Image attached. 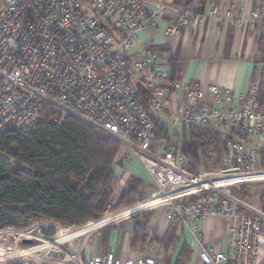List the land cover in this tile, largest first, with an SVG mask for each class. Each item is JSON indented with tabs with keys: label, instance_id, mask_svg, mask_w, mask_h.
Instances as JSON below:
<instances>
[{
	"label": "built area",
	"instance_id": "2783aa9c",
	"mask_svg": "<svg viewBox=\"0 0 264 264\" xmlns=\"http://www.w3.org/2000/svg\"><path fill=\"white\" fill-rule=\"evenodd\" d=\"M219 15L217 7L205 11L169 0H0V132L27 131L48 108L61 121L73 116L93 126L120 144L118 158L127 163L138 158L150 175L151 196L129 212L166 208V221L190 229L197 240L200 221L210 215L228 219L229 252L203 250L201 264H257L264 203L256 206L237 192L264 186V81L246 97L217 85L171 84L168 60L148 40L140 59L130 54L160 21L166 22L165 34L175 37L183 29L198 31ZM225 18L239 29L255 27L264 19V5L250 13L231 10ZM166 84L187 93L184 103L173 101ZM183 126L224 134L222 149L208 152L225 166L216 177L190 172L180 146L167 144ZM162 127L168 135L158 139ZM122 215L109 209L98 220L65 231L46 221L1 230L0 264H161L162 249L125 263L113 252L88 255L86 242L118 225ZM55 231L57 238H50L47 232ZM59 238L66 240L59 244Z\"/></svg>",
	"mask_w": 264,
	"mask_h": 264
},
{
	"label": "trees",
	"instance_id": "16d2710c",
	"mask_svg": "<svg viewBox=\"0 0 264 264\" xmlns=\"http://www.w3.org/2000/svg\"><path fill=\"white\" fill-rule=\"evenodd\" d=\"M197 1L175 0L174 4L192 7ZM105 30L111 31L108 25ZM168 63L173 84L179 80L180 72L175 61L169 60ZM166 135L168 128L162 127L157 138ZM176 136L180 138V148L194 171L224 168L219 156L213 159L202 157L203 151L221 150L224 140L221 131L212 127L183 126L181 136L179 133ZM119 153L120 144L115 139L105 137L93 126L73 116L61 121L50 108L27 131L9 129L0 132V231L24 229L44 220L66 227H80L98 220L110 208L117 212L135 205L145 180L133 172L127 189L113 204L115 185L119 180L115 168ZM128 166L124 161L122 168ZM237 194L248 197L246 193ZM151 218V214L133 217L136 222L133 249L144 252L155 245L172 242L169 230L162 238L150 237ZM47 234L50 237L55 235L54 232ZM191 257V249L184 244L176 264H187ZM166 263H170V258Z\"/></svg>",
	"mask_w": 264,
	"mask_h": 264
},
{
	"label": "crops",
	"instance_id": "0c3cea01",
	"mask_svg": "<svg viewBox=\"0 0 264 264\" xmlns=\"http://www.w3.org/2000/svg\"><path fill=\"white\" fill-rule=\"evenodd\" d=\"M197 5L205 11L217 7L220 15L205 22L198 31L183 29L175 37L165 34L166 22L160 21L158 27L151 30L148 39L141 36L137 43L141 46V51L134 54L135 58L142 57L145 43L149 41L152 47L161 49L166 60L176 62L180 72L178 81L188 82L192 87L217 85L221 89L236 90L246 97L256 82L264 81V19L257 21L255 27L248 24L244 29H239L225 18V13L236 9L250 13L254 6L264 5V0H205L203 3L198 0ZM165 88L174 102L184 103L187 95L185 91L176 92L168 84ZM207 103L208 101L203 102ZM127 172L132 176V172ZM166 213L167 209L164 208L153 210L148 226L151 238H162L171 227H175V233L170 235L172 241L176 240L175 250L170 257V263L164 264H176L184 244L192 251V257L187 264H201L199 257L203 250L214 253L229 252L228 219L210 215L200 221L197 225V240L190 229L181 224L168 223ZM135 226L134 220L123 222L119 227L112 228L110 233L106 231L96 235L89 241L86 252L93 257H103L113 252L121 263L129 259H140L145 254H154L158 247L148 249L149 252L133 249ZM80 233L81 231L75 232L68 237ZM112 238L115 239L113 246ZM65 240L59 238L58 243ZM257 264H264V228L259 242Z\"/></svg>",
	"mask_w": 264,
	"mask_h": 264
},
{
	"label": "rangeland",
	"instance_id": "374dc122",
	"mask_svg": "<svg viewBox=\"0 0 264 264\" xmlns=\"http://www.w3.org/2000/svg\"><path fill=\"white\" fill-rule=\"evenodd\" d=\"M164 1H168V0H164ZM174 1L175 0H170V2H172V3H174ZM199 1H201V0H199ZM192 7L197 8V9H201L200 6L197 5V3L194 4V6H192ZM140 48H141V46L139 44H136V46L130 51V54L134 55L137 52H140L141 51ZM164 121L168 125L169 130H172V127H173L172 126V121L170 119H166V118L164 119ZM176 133H179L180 136H181L182 127H178L175 130V134H174V132L172 133V136H171L169 142H167V144L169 146L173 145V144L182 146V142L180 141V138L176 136ZM172 138H175V140L173 141ZM209 151H215V150L209 149V150L203 151L202 152V157L203 158L211 157V159H213L214 157H212L211 155H208ZM216 151H220V150H216ZM116 159L117 160H115L116 161L115 162V168H116V171H117V173L119 175V180L117 181V183L115 185L114 200H113L114 202H113V204L116 203L115 201H117V199L120 196V194L125 189H127L128 182L130 181V179H132V176L128 174L127 170L133 172L136 175L141 176L142 178H144L145 182H144L143 186L140 188V195H139V198L136 199L137 201H136L135 205L131 206L130 208H128L126 210L117 211V212H112L111 208H110V213H112L113 215L124 214L122 216L125 217V219L120 221V223L118 225H114V226H111V227L103 229L102 232H100L99 234L105 233L106 231L111 230L114 227H119L120 225H122L123 222L132 221L133 217L136 216V215L143 214L144 216H146V215H148V214H150L152 212V211H149V210H147L145 212H142L141 210L139 212L137 210H136L137 212H133V213L129 212L133 208L137 207L144 200H146L148 197H150L152 192H153V190H154L153 183L151 181V178H150V175H149L148 171L146 170V167L142 164V162L138 158H133V160H131L128 163L129 166L127 168L123 169L122 165H124V163L121 162L120 157L119 158L117 157ZM222 165L224 166L223 162H222ZM185 167L190 172L201 174L202 177H205V178H208V179L212 178L211 177L212 174H214L213 176H215L216 175L215 173H217V172L222 170V169H219V170H204L203 169V170H200V171L199 170L194 171L191 168V166H190V164L188 162L186 163ZM209 174H211V175H209ZM241 192H242V194L246 193L248 195L247 198L243 197L245 200H247L248 202H250V203H252V204H254L256 206H260L262 203H264V186L253 185V186H249V187H246V188L244 187ZM164 210H166V209L164 208ZM130 215H134V216L130 217V218H126V217H128ZM45 221H46V224L55 223L54 221H51V220H44V222ZM41 222H43V221H41ZM55 224H57L59 226V228H62L65 231L66 228H63L65 226H62V225H60L58 223H55ZM82 226H80V227H82ZM174 229H175V227H171L169 229V234L170 235L172 233H175ZM54 233H55V235L53 237H50V238H52V239L57 238V235H58L57 232L55 231ZM99 234H95L93 237H95L96 235H99ZM89 241L86 242L85 246H88ZM175 244H176L175 241H172V242L168 241L167 245H160V246L159 245H155V246H153L151 249L156 248V247H158V249H157V251L154 254H152V256L153 255H157L159 253V249H162L161 264H164L167 261V259H169L170 257L173 256V253H174L173 247L175 246ZM168 246H169V248H168ZM224 249L226 250V247ZM147 251L149 252L150 250L147 249ZM109 253H111V252H109ZM82 255L84 256V252H83ZM145 256H149V255L145 254Z\"/></svg>",
	"mask_w": 264,
	"mask_h": 264
},
{
	"label": "water",
	"instance_id": "95a60500",
	"mask_svg": "<svg viewBox=\"0 0 264 264\" xmlns=\"http://www.w3.org/2000/svg\"><path fill=\"white\" fill-rule=\"evenodd\" d=\"M24 244H31V242L30 241H25Z\"/></svg>",
	"mask_w": 264,
	"mask_h": 264
}]
</instances>
